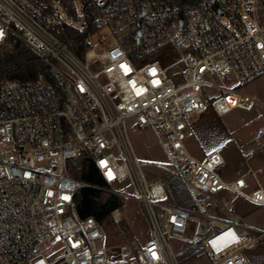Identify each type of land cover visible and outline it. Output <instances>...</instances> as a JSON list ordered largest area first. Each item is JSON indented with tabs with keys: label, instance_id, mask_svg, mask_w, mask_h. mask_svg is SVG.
<instances>
[{
	"label": "built area",
	"instance_id": "2783aa9c",
	"mask_svg": "<svg viewBox=\"0 0 264 264\" xmlns=\"http://www.w3.org/2000/svg\"><path fill=\"white\" fill-rule=\"evenodd\" d=\"M72 1L0 0V51L17 35L54 59L64 81L63 96L42 74L0 84V264H250L245 252L264 240V231L250 234L209 218L201 192L231 190L255 203H264V192L248 193L244 179L228 183L220 171L223 152L196 157L184 138L191 115L206 110L204 101L218 115L257 104L255 95L223 82L240 85L264 74V0L184 6L181 0H99L98 28L89 33L83 56L55 33L61 19L55 6ZM105 28L113 30L115 44L102 34ZM131 119L152 127L189 187L192 210L170 203L165 184L145 177L127 137ZM84 151L113 192L141 201L151 242L137 248L124 237L100 245L103 226L77 208L85 183L72 169ZM110 217L119 225L125 219L121 207ZM190 221L207 222L208 233L195 229L187 236ZM170 239L200 241L203 255L182 259L185 252Z\"/></svg>",
	"mask_w": 264,
	"mask_h": 264
},
{
	"label": "rangeland",
	"instance_id": "374dc122",
	"mask_svg": "<svg viewBox=\"0 0 264 264\" xmlns=\"http://www.w3.org/2000/svg\"><path fill=\"white\" fill-rule=\"evenodd\" d=\"M75 2L77 12L82 15L81 23H83L84 16L81 6L82 0H75ZM55 9L62 19H69L66 13V8L63 4H57ZM242 14L246 22L251 25L253 22L249 12L243 8ZM128 31V27L119 29L117 35L120 38H123ZM102 34L109 37L111 45L117 42V38L114 36V32L111 28L103 29ZM9 48L10 46L7 45L5 49L7 50ZM100 49L102 50V48H99V50ZM223 85L230 89H240L244 93L255 95L258 99L257 104L250 109L238 107L224 115H218L213 110L209 101H204L206 110L201 114L194 113L191 115L188 127L185 130L184 140L191 152L196 157L201 158L205 154L213 151L209 150V147L217 142L216 140L220 134L222 135L226 130L229 131L233 142H230L228 145L221 148V151L224 154L229 155L231 158H229L227 164L221 167L220 171H223L225 175H233L236 174L237 171H234L231 164L234 160L237 161L239 158L242 160L243 158L242 153L239 151V147L243 144V149L247 148V145L245 146L244 144H250L255 136H259L260 142L264 143V135L261 134V132L264 131V74L248 83L236 85L234 81L228 80L224 81ZM212 93H215V91H212ZM126 130L128 141L139 161L140 168L147 179H158L165 183V181L169 180L170 177L176 174L159 138L151 126L140 125L137 119H131L127 123ZM164 175H167L166 178ZM121 185L131 188L129 182H124ZM186 187L188 191L187 201L190 203V207L185 208L192 210L191 207L194 203L193 197L189 193V187L187 185ZM113 190V187H106L103 189V195L106 197L109 193L113 192ZM201 195L205 198V202L208 204L206 214L209 218L221 220L235 219L237 214L234 209L238 203H242L248 209L252 207L251 203L243 196L237 193L231 194L229 191L223 193L222 199L219 197L222 194L211 195L207 192H201ZM123 202L124 204L121 206V210L125 219L120 225L116 224L112 219H109V221L106 220L102 224L104 238L105 236L106 238L100 242V245L118 243L123 240L124 237H127L137 248H140L153 240V231L147 211L142 206L141 201L135 198V196L123 200ZM169 202L181 206L178 204L177 198H175L172 193L169 194ZM201 219L207 221V219ZM195 229L204 236L208 233L207 222H204L202 227V225L190 221L188 223V231L186 235L192 237ZM170 242L171 245L180 252V255L185 252L182 255V259L187 257L196 258L198 256L197 254L203 255L200 241L191 244L170 239ZM189 247L190 252L188 251ZM191 248L197 249V251L192 252ZM257 248H260L261 257L257 259L256 264H264V240H262L257 247L249 250L253 253ZM247 252L248 250L245 252L246 256L248 255ZM193 254L194 256H189ZM197 263L202 264L201 261H198Z\"/></svg>",
	"mask_w": 264,
	"mask_h": 264
},
{
	"label": "trees",
	"instance_id": "16d2710c",
	"mask_svg": "<svg viewBox=\"0 0 264 264\" xmlns=\"http://www.w3.org/2000/svg\"><path fill=\"white\" fill-rule=\"evenodd\" d=\"M197 0H181L184 6L188 2ZM84 22L77 12L76 2L65 4L69 19H60L55 31L56 35L65 41L78 55L83 56L88 47L89 33L98 28L97 9L99 0H82L81 3ZM9 49L0 52V84L3 79L13 78L20 80H34L42 74L52 89L60 96L64 95V81L56 68L52 58L39 54L19 36L11 34L8 42ZM73 176L85 183L76 193L78 212L82 217L93 216L102 225L106 220H111V211L121 207L123 199L115 192L103 195V189L108 187L96 167L89 152L84 151L80 158L73 164ZM167 175H164L166 178ZM168 194L177 198L182 207H190L187 201V187L177 174L165 181ZM193 206V204H192ZM197 251V249H191ZM190 252V250H189Z\"/></svg>",
	"mask_w": 264,
	"mask_h": 264
},
{
	"label": "crops",
	"instance_id": "0c3cea01",
	"mask_svg": "<svg viewBox=\"0 0 264 264\" xmlns=\"http://www.w3.org/2000/svg\"><path fill=\"white\" fill-rule=\"evenodd\" d=\"M261 134L264 135V131H262ZM216 141L217 142L214 145L209 147V150H221V148L225 147L230 142H233V139L229 134V131L226 130L222 133V135L220 134ZM251 141L252 142L250 144H244L245 146L247 145V148H244L245 150L243 149V144L239 147V151L243 155L242 160L241 158H239L237 161L234 160L231 164L234 171H237L236 174L225 175L223 171L221 172V174L228 183H232L238 179H244L247 182L246 191L248 193H252L255 190H262L264 192V143L260 142L259 136H255ZM224 156L225 164H227L229 158L231 157L227 154H224ZM225 191H229L231 194H236V192H233L231 190ZM224 192L221 193L222 195L219 194V197H221V199ZM245 199L251 203V208L248 209L242 203H238L234 209L237 214V217L235 219H217L218 222L234 224L239 230L246 231L250 234L263 232L264 203H255L247 198ZM255 247H257V245L249 249ZM249 249L247 252L248 255L246 257L249 260L250 264H256L257 259L261 257L260 248H257L253 253ZM189 256H194V254Z\"/></svg>",
	"mask_w": 264,
	"mask_h": 264
},
{
	"label": "snow or ice",
	"instance_id": "6c2138e0",
	"mask_svg": "<svg viewBox=\"0 0 264 264\" xmlns=\"http://www.w3.org/2000/svg\"><path fill=\"white\" fill-rule=\"evenodd\" d=\"M2 36H3V32L0 31V37H2ZM237 239H238V237H236L235 234H232V240L236 241Z\"/></svg>",
	"mask_w": 264,
	"mask_h": 264
},
{
	"label": "water",
	"instance_id": "95a60500",
	"mask_svg": "<svg viewBox=\"0 0 264 264\" xmlns=\"http://www.w3.org/2000/svg\"><path fill=\"white\" fill-rule=\"evenodd\" d=\"M140 35H141V31L138 33V37L137 38H139Z\"/></svg>",
	"mask_w": 264,
	"mask_h": 264
}]
</instances>
